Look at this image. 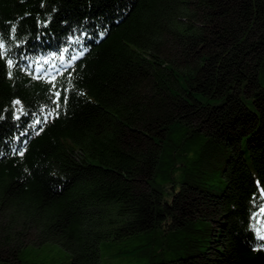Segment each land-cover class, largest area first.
<instances>
[{"label": "trees", "instance_id": "obj_1", "mask_svg": "<svg viewBox=\"0 0 264 264\" xmlns=\"http://www.w3.org/2000/svg\"><path fill=\"white\" fill-rule=\"evenodd\" d=\"M0 44V264H264V0H0Z\"/></svg>", "mask_w": 264, "mask_h": 264}, {"label": "snow or ice", "instance_id": "obj_2", "mask_svg": "<svg viewBox=\"0 0 264 264\" xmlns=\"http://www.w3.org/2000/svg\"><path fill=\"white\" fill-rule=\"evenodd\" d=\"M0 50H3V51H0V57L6 56V51L7 50H6V46L4 44H0ZM65 51H67V50H65ZM60 59H61V63H63L64 57L61 56ZM70 59L72 61H74L75 59H77V57L76 56H72ZM7 65H8L9 68H11L13 66V62H12L11 59L7 60ZM9 75H11V74L9 73ZM52 79H55V77H52ZM53 87H55V85H53ZM54 96H55V100L53 102L57 105V109H58L60 107V102H59L60 101V92H58V91L55 92ZM65 103H66V98H65ZM17 104H19V101H17ZM48 115L51 116L52 113H49ZM44 122H47V117H45ZM36 123L39 124V123H41V121L37 120ZM20 155H23V152H20ZM262 211H264V210H262ZM258 238L261 239V240H264V235H259ZM258 250H264V245H261L260 249H258Z\"/></svg>", "mask_w": 264, "mask_h": 264}, {"label": "rangeland", "instance_id": "obj_3", "mask_svg": "<svg viewBox=\"0 0 264 264\" xmlns=\"http://www.w3.org/2000/svg\"><path fill=\"white\" fill-rule=\"evenodd\" d=\"M37 256H39L38 259H40V261H44L43 264H59V262H61L62 260L61 253L56 248H52L51 250L47 249L45 250V253L37 252ZM112 263H116V262H112Z\"/></svg>", "mask_w": 264, "mask_h": 264}]
</instances>
